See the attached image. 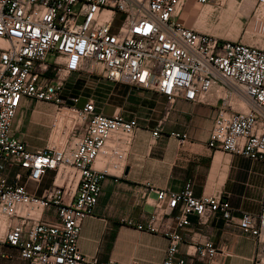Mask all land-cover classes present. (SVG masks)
Returning a JSON list of instances; mask_svg holds the SVG:
<instances>
[{"label": "built area", "instance_id": "2783aa9c", "mask_svg": "<svg viewBox=\"0 0 264 264\" xmlns=\"http://www.w3.org/2000/svg\"><path fill=\"white\" fill-rule=\"evenodd\" d=\"M188 1L212 0H0V215L15 222L4 242L28 264H116L83 255L79 239L103 182L124 173L139 122L107 115L92 99L78 107L80 98L64 93L73 74L99 72L135 92L158 93L169 105L220 102L209 147L264 163V48L186 26L179 16ZM252 17L264 22V0H255ZM25 99L73 111L71 139L32 150L14 127ZM15 168L24 172L10 182L5 173ZM148 187L157 198L147 222H123L167 238L162 264H188L180 230L191 225L190 216L201 226L218 213L234 220L228 200L196 197L190 182L180 191ZM50 208L54 220L46 218ZM238 226L257 243L253 264H262L264 199L260 212H243ZM187 255L213 261L218 249L206 239Z\"/></svg>", "mask_w": 264, "mask_h": 264}, {"label": "crops", "instance_id": "0c3cea01", "mask_svg": "<svg viewBox=\"0 0 264 264\" xmlns=\"http://www.w3.org/2000/svg\"><path fill=\"white\" fill-rule=\"evenodd\" d=\"M209 5L200 6L188 1L179 20L188 27L204 31V22L213 13V7L207 10ZM244 9L241 6L233 14L229 30L240 29L243 25ZM244 39L243 42L252 44ZM255 41L264 48L263 40ZM125 87L137 97L125 117L138 119L139 127L129 145L124 173L106 178L94 215L82 223L79 239L82 254L100 262L162 264L169 246L167 238L161 234L138 230L123 220H133L137 224L147 222L157 198L154 191H149L148 185L156 189L180 191L190 182L196 197L216 196L228 200L234 208V220L228 223L218 213L201 226L196 216H190L191 225L180 230L184 237L180 255L187 259L188 264H253L257 243L242 233L238 219L243 212L258 214L261 210L264 199V163L209 147L220 102L192 103L178 99L169 105L158 93L135 92L129 86ZM85 102L81 100L79 106ZM39 103L25 99L15 120V130L25 140L26 135L20 133L23 119L36 113L41 108ZM99 110L107 115L113 114V110L100 107ZM69 114L64 110L60 116L67 117ZM157 130L159 133L155 136ZM173 134L187 137L182 140ZM45 136L43 134L33 143L26 141L32 150H36L43 147ZM59 136L60 125H56L53 145ZM18 172L24 171L15 168L6 172L5 176L11 182ZM23 183H26L30 191L35 190L34 185L25 181ZM48 185L49 181H46L42 190ZM177 214L178 210H175L174 215ZM46 218H56L53 208L47 210ZM14 223L10 221V224ZM170 223L174 225L173 220ZM10 224L6 221L0 223V230H6ZM206 239L211 240L218 249V255L213 261L187 255V252L191 254L195 245ZM260 258L264 264V251ZM0 264L28 262L21 259L18 251L8 246L3 238L0 239Z\"/></svg>", "mask_w": 264, "mask_h": 264}, {"label": "rangeland", "instance_id": "374dc122", "mask_svg": "<svg viewBox=\"0 0 264 264\" xmlns=\"http://www.w3.org/2000/svg\"><path fill=\"white\" fill-rule=\"evenodd\" d=\"M209 4L211 5L207 7V10L209 11L210 7H213V13L212 15L209 14L206 22H204L203 32H207L224 40H242L245 38L244 40L246 42L252 44H258V41H255L256 39L262 40L261 38L264 35V22L255 21L252 17L255 0H224L221 5L217 4L215 0H212ZM241 6L245 8V17L242 21L243 25L240 29L235 28L229 30V22L233 14ZM122 18V14L117 16L115 29H118L122 23ZM64 93L65 97L74 96L80 98V102L81 100L87 101L88 99H92L100 109L113 110V114L121 113L124 116H126L127 111H130L129 107H131V103L137 99L134 93L132 91L130 92L129 88L125 87V85L113 84L107 81L99 72L93 74L79 73L75 76L74 74L71 75L66 82ZM39 104L41 108L36 113H31L23 119L22 131L20 133H24L26 140L30 143H33V140H38L43 134H46L43 144L44 147L49 143L50 145L52 144L55 126L60 125V136L55 145L63 146L73 135L72 126L75 119L73 111L62 109L61 106L52 103L41 102ZM65 105L69 107L73 106L69 101ZM78 107L80 106L78 105ZM64 110L70 113L69 116H60V113ZM4 221L10 224L9 219L0 215V223ZM6 231L7 229L4 231L0 230V239L5 237Z\"/></svg>", "mask_w": 264, "mask_h": 264}, {"label": "bare ground", "instance_id": "6f19581e", "mask_svg": "<svg viewBox=\"0 0 264 264\" xmlns=\"http://www.w3.org/2000/svg\"><path fill=\"white\" fill-rule=\"evenodd\" d=\"M102 158H103L102 156L99 157V162L102 160Z\"/></svg>", "mask_w": 264, "mask_h": 264}]
</instances>
